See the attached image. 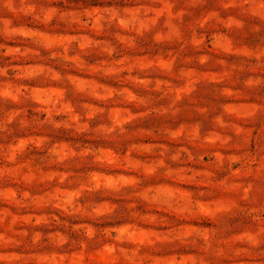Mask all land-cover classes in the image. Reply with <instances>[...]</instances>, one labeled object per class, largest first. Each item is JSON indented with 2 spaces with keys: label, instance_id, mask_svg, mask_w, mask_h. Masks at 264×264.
<instances>
[{
  "label": "clouds",
  "instance_id": "9594fccd",
  "mask_svg": "<svg viewBox=\"0 0 264 264\" xmlns=\"http://www.w3.org/2000/svg\"><path fill=\"white\" fill-rule=\"evenodd\" d=\"M0 264H264V0H0Z\"/></svg>",
  "mask_w": 264,
  "mask_h": 264
}]
</instances>
